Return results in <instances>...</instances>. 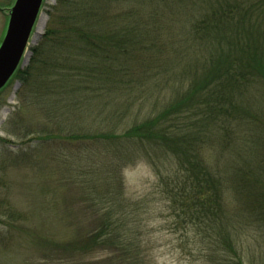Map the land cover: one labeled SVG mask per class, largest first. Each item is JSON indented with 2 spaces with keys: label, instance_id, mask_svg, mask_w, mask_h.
<instances>
[{
  "label": "trees",
  "instance_id": "obj_1",
  "mask_svg": "<svg viewBox=\"0 0 264 264\" xmlns=\"http://www.w3.org/2000/svg\"><path fill=\"white\" fill-rule=\"evenodd\" d=\"M90 1L70 2L46 53L32 48L31 65L17 67L0 97L46 56L30 101L40 119L27 134L42 144L75 117L83 126L70 136L95 141L101 229L86 243L141 264L136 233L122 223L134 221L120 172L144 159L174 228L209 230L212 249H234L226 185L252 196L264 223V0Z\"/></svg>",
  "mask_w": 264,
  "mask_h": 264
},
{
  "label": "rangeland",
  "instance_id": "obj_2",
  "mask_svg": "<svg viewBox=\"0 0 264 264\" xmlns=\"http://www.w3.org/2000/svg\"><path fill=\"white\" fill-rule=\"evenodd\" d=\"M71 1L80 2V8L88 2L41 1L20 69L31 65L32 48L46 53L51 43L48 38L63 27ZM18 2L0 0V49ZM89 3V9L95 8V0ZM119 7L114 5L113 11ZM37 57L34 77L25 85L16 79L0 97V136L10 140L0 141V264H61L63 260L65 264H88L96 257L101 259L96 264H120L115 256L118 247L107 252L93 240L86 243L101 229V219L95 215V141L70 136L82 129L83 122L73 117L62 133L42 144L39 135L27 134L31 126L38 127L35 123L40 119L30 104L46 58ZM89 121L92 127L93 118ZM210 154L214 157L213 151ZM120 175L134 221L122 223L133 229L128 233H136L141 264H264V223L257 222V201L252 196L242 190L236 195L232 187H224V208L232 215L235 228L234 249L215 250L211 231L191 225L174 228L158 178L144 159L126 165ZM109 253L114 255L105 260ZM52 256L57 260L52 262Z\"/></svg>",
  "mask_w": 264,
  "mask_h": 264
},
{
  "label": "water",
  "instance_id": "obj_3",
  "mask_svg": "<svg viewBox=\"0 0 264 264\" xmlns=\"http://www.w3.org/2000/svg\"><path fill=\"white\" fill-rule=\"evenodd\" d=\"M42 0H19L0 49V87L19 66Z\"/></svg>",
  "mask_w": 264,
  "mask_h": 264
}]
</instances>
